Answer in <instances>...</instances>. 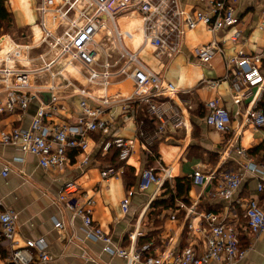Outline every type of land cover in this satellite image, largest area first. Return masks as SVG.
Listing matches in <instances>:
<instances>
[{
	"label": "built area",
	"instance_id": "built-area-1",
	"mask_svg": "<svg viewBox=\"0 0 264 264\" xmlns=\"http://www.w3.org/2000/svg\"><path fill=\"white\" fill-rule=\"evenodd\" d=\"M198 2L201 6L187 10L180 0H41L37 11L42 36L37 45L20 44L8 34L0 37V88L4 87L7 92L6 98L0 99V114L26 113L38 96L37 92L29 89L32 78H43L45 73L50 75L52 81L47 87L51 97L47 102L41 101L29 126H16L11 130L0 128V144L15 146L23 154L37 156L44 169L62 170L69 162L70 150L76 149L87 154L88 137L98 132L104 135L101 141L102 154L106 155L114 148L118 150L120 160L126 162L133 152L132 142L113 132V121L104 118L107 110L104 105L109 103L106 97L98 98L86 89L79 88L78 93L82 98L78 104L76 121L73 124L48 123L59 108L60 97L56 91L60 84H56V80H64L67 87L73 86L66 72L68 68L79 66L92 85L107 86L118 75L134 83L133 94L124 100V111H130L135 102L147 105L149 116L156 120L158 126L152 134L140 129L139 138L148 154H152L151 147L162 139L169 125L185 127L188 120L179 103L156 100L165 96L170 98L176 95L178 89L174 83L147 68L137 52L129 49L125 41L132 38L135 32L119 30L116 20L122 14H139L142 43H150L160 57L172 58L181 52L186 32L198 24H205L213 33H218L235 28L239 22L236 10L239 0ZM63 21L69 27L62 36H56L53 27ZM108 21L113 23L114 33L108 29ZM240 37L241 32L235 30L229 40L235 42ZM42 47L46 51L34 58L33 50ZM223 50L218 42H213L198 46L195 54L202 62L208 63L217 53H224ZM227 70L226 78L232 85L233 101L239 104L252 94L249 88L264 86V51L249 56L239 51L228 59ZM209 86L213 87L215 83ZM206 106V124L216 131L228 132L232 123L228 107L220 99H213ZM248 118L256 127L264 126L263 110L250 109ZM238 137L239 132L235 131L227 148L233 147ZM237 153L245 159L237 171L214 169L206 174L198 169L192 175L193 183L199 186H209L219 179L214 189L209 191V196L212 200H224L228 204L222 213L199 211V198L204 195L200 193L182 222V227L187 226L192 237V241L182 248H177L173 241L161 251L154 249L151 243L137 246L140 226L131 234L130 246L115 245L112 236L94 222L93 201L77 199L79 185L74 180L65 183L59 201L67 204L73 217L82 218L87 238L101 241L105 252L126 260L127 264H236L247 250L240 245L237 224L230 222L229 218L233 217L244 174L260 176L264 172V167L257 165L246 149L238 148ZM89 162L88 155H85L81 165L86 166ZM7 172L8 168H5L3 174ZM122 174L123 166H107L101 171L104 180ZM172 179L170 167L162 168L161 173L148 167L140 173L138 190L144 192L156 185L159 191L167 180ZM263 190L264 182L260 180L257 193ZM133 193L130 191L121 202L125 213L129 212V196ZM244 208L246 230L256 235L264 232V208L259 199L249 198ZM190 216L205 221V224L189 222ZM171 219L176 220V214H172ZM56 227H63L62 222H57ZM16 235V214L14 210L5 208L0 211V243L8 249L6 264H51L56 260L46 249L44 238L27 240L25 246H18ZM200 236L205 239L204 246H201Z\"/></svg>",
	"mask_w": 264,
	"mask_h": 264
},
{
	"label": "crops",
	"instance_id": "crops-1",
	"mask_svg": "<svg viewBox=\"0 0 264 264\" xmlns=\"http://www.w3.org/2000/svg\"><path fill=\"white\" fill-rule=\"evenodd\" d=\"M180 2L187 10L201 6L198 0ZM29 3V0H9L8 8L13 14L16 28H23L25 32L28 28L31 29L32 41L19 42L13 38L14 41L35 46L42 36L40 17L38 6L30 7ZM236 10L239 22L233 30L241 32L238 41L229 40L232 35L229 31L213 33L205 24L200 23L186 32L181 52L172 58L160 57L150 43H142L139 14H122L117 17L119 30L135 32L132 38L125 41L129 49L137 52L147 68L174 83L178 89L176 95L156 100L179 103L188 120L185 127L175 128L169 125L162 139L154 144V148L151 147L154 149L152 154H148L139 138L136 105H133L130 111H124V100L132 95L135 89L131 80L118 75L111 79L107 86L92 85L79 66L68 68V73L66 72L74 83L73 86L67 87L64 80H56V84H60L56 91L60 97L59 108L48 123L73 124L79 115L78 104L82 98L78 89H86L95 97L108 99L109 103L104 105L107 109L104 118L113 121V132L131 140L133 152L125 162V167L122 165V175L104 180L101 171L114 162L108 160L105 155H100L99 149L104 135L98 132L89 135L87 154L76 149L70 150L69 162L62 170L44 169L37 156L23 154L15 146L0 144V199L3 202L0 211L5 208L14 210L18 246H25L27 240L44 238L46 249L56 258L51 264H127L126 260L105 252L101 241L87 238L82 218L73 217L67 204L59 201L63 186L71 180L79 185V201L85 198L93 201L94 222L112 236L113 243L117 246H130L131 234L140 226L137 246L151 243L154 249L161 251L173 241L177 248L185 247L192 241V237L189 228L182 227V222L200 193L204 195L199 198V211L222 213L226 210L228 202L215 201L209 196V191L214 189L219 179L209 186L192 183L188 202L177 199L171 207L160 208L159 213L152 203L164 189L158 191L157 186L153 185L152 189L142 192L138 190V182L141 171L148 167L154 168L158 173L162 172V168L170 167L173 175L171 182L183 177L192 179L198 169L206 174L214 169L237 171L245 161L237 153L238 148L246 149L254 162L264 167V126L256 127L248 118L250 109L264 111V86L249 88L252 94L236 104L233 101L231 82L226 78L228 59L236 56L239 51L248 56L264 51V0H239ZM66 24L68 23L63 21L53 27L54 34ZM107 27L114 33L111 21L107 22ZM213 42H218L224 53L219 52L210 62L204 63L196 56L195 49ZM43 49L44 47L33 50V57H38L40 53H35ZM42 77L32 78L29 89L37 92L38 96L26 113L0 114L1 129L29 126L41 101L50 100L51 92L47 88L52 82L50 75L45 73ZM212 82L215 86L210 87ZM6 96L5 88L1 87L0 99L3 100ZM213 99H220L230 110L232 123L226 133L212 129L205 122L206 104ZM90 102L94 103L93 100ZM153 120L156 130L158 124ZM235 131L239 132L238 141L233 147L227 148ZM257 146H261L260 150L255 155L250 154V150ZM85 155H88L90 162L83 166L81 162ZM127 166L135 170L129 187L126 184ZM5 168H8L6 175L3 174ZM260 180L264 182V172L260 176L244 174L238 200L234 204L233 217L229 218L230 222L237 224L240 245L247 250L246 255L236 264H264V232L258 235L250 234L245 228L244 218V206L249 198L257 197L264 208V190L257 193ZM130 191L134 193L129 196L130 209L125 213L121 202L128 197ZM172 214H176V220L171 219ZM200 220L190 216L188 221H193L195 225L202 222L205 224V221ZM57 222H62L63 227H56ZM200 237L201 246H204L205 239ZM7 255L8 249L2 244L0 264H6Z\"/></svg>",
	"mask_w": 264,
	"mask_h": 264
},
{
	"label": "trees",
	"instance_id": "trees-1",
	"mask_svg": "<svg viewBox=\"0 0 264 264\" xmlns=\"http://www.w3.org/2000/svg\"><path fill=\"white\" fill-rule=\"evenodd\" d=\"M8 2L9 0H0V32L5 30L10 31L12 29L14 31L19 32V34L24 32L23 34L24 37L26 35L25 30H23V28L21 29L16 28L13 14L10 12L8 8ZM135 105L137 107V122L139 124V129L145 131L148 134L154 133L155 131V125L153 122L154 120L151 119V117L147 112L148 109L147 105L143 103L141 104L140 102H135ZM152 147L154 148L155 145ZM101 148H102V144L100 145L99 153L101 156H103ZM260 148L261 146L255 147L254 149L250 150V154L255 155L260 150ZM105 156L108 160H112V162H114V164L109 166L120 167L125 164L124 161L120 160L119 152L117 149L114 148L111 149L110 152ZM150 158L154 159L153 157ZM126 172H127L126 175L128 174L126 176L127 177L126 184L129 187L132 183L131 179L133 181L135 170L134 168L127 166ZM192 183L193 180L189 177L177 178L175 182H171L167 180L162 186V189H164L163 193L153 201L152 206L156 207L158 209L156 211H158L159 213V211L161 210L160 208H164V207L168 208L169 206L171 207L172 205H174V202L177 199L188 202L189 192ZM0 251H2L1 243H0Z\"/></svg>",
	"mask_w": 264,
	"mask_h": 264
},
{
	"label": "rangeland",
	"instance_id": "rangeland-1",
	"mask_svg": "<svg viewBox=\"0 0 264 264\" xmlns=\"http://www.w3.org/2000/svg\"><path fill=\"white\" fill-rule=\"evenodd\" d=\"M29 2H31V3H29V6L30 7H35V6H38L40 3H41V0H29ZM37 22H39L38 20H36ZM68 28V24H66L65 26H62L57 32H55V35L56 36H62L63 35V33L65 32V30ZM31 29L30 28H28L26 31L27 32H25V39H24V37H23V34H24V32L23 33H20L19 34V32H17V31H14V30H10V31H1L0 32V37L1 36H3V35H6V34H8V35H10L12 38H15L17 41H19V42H21L22 40H25V41H32V36H31V31H30ZM227 31H229L228 33H230V34H233L234 33V30H233V28H231L230 30H227ZM232 36V35H231ZM230 36V37H231ZM46 51V49L44 48L43 50H41V51H39V52H36L35 53V55L36 54H38V53H42V52H45ZM163 142H166V141H163ZM154 187V186H153ZM152 189V188H151Z\"/></svg>",
	"mask_w": 264,
	"mask_h": 264
}]
</instances>
